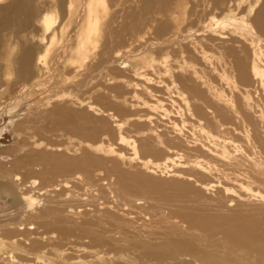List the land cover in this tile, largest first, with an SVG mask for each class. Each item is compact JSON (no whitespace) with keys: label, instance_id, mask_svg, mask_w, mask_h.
<instances>
[{"label":"bare ground","instance_id":"6f19581e","mask_svg":"<svg viewBox=\"0 0 264 264\" xmlns=\"http://www.w3.org/2000/svg\"><path fill=\"white\" fill-rule=\"evenodd\" d=\"M259 1L249 3L246 14L239 17L235 10L246 0H233L226 5L225 0H0V86L4 82L14 86L9 93L10 98L8 96L6 102H0V107L3 106L0 108L3 117L0 121V141H4L6 136L4 129L9 108L25 98L32 88L24 83L29 78L33 57L30 39L37 40L41 46L49 45L39 61L40 67L44 71L49 69L48 60L54 50L57 51L56 66L67 73L63 80L64 87L70 83L67 76L75 75L78 79L69 84V89L84 88L83 94L88 92L96 102L107 103L109 109L105 111L93 103L88 104L87 111L103 114L106 121H112L121 144L133 140L129 145L134 156H139L142 168L151 171L152 163L139 155L136 140L122 134L128 124L143 127L146 132L143 141H153V153L164 159L158 165V170H170L168 173L172 174L175 169L173 162L185 160V167L196 178L195 184L214 177V184L209 183L205 191H210L217 183L224 188L226 196L228 191H232L242 201V204L238 203V208H230L232 212L228 219L246 221L249 217L243 214L249 213L258 217L257 223L262 221L260 224H264L256 213L257 210L264 211V150L257 142V139L264 137V41L258 36L260 32L264 34V0L256 11L255 5ZM221 7H225L228 13L220 17L213 15ZM251 15L255 16L253 20L250 19ZM215 36H219L222 43H241L251 52L252 87L256 99L254 91L247 87L239 89V80L244 79L245 75L239 69L238 57L230 56L227 51L213 55L206 50L208 46L204 43L215 39ZM242 48L240 45L231 49L242 52ZM186 50L193 52V57L195 54L200 56L193 62L189 61ZM143 51L144 56L139 54ZM127 54L131 55L134 63L122 61L121 66H124L120 72L114 64ZM67 61L68 65L65 64ZM200 64L207 65L209 70L199 67ZM118 71L132 74L147 84L156 83L154 77L161 80L164 89L170 92V109H166L160 99L152 104L145 101H139L140 105L137 103L151 112L156 111L162 118L158 122H166V126H169L166 128L175 134L174 137L159 130L154 115L140 116L142 111L136 112L135 103L127 105V99L123 98L126 92L122 87L117 88L119 85L114 86L116 79L112 74H118ZM176 71L180 74L177 75ZM187 71L196 80L185 77ZM100 73L105 74L111 85L105 87L103 93L92 92L96 88L93 81ZM136 81L129 80L131 83ZM181 85L195 90L197 95L190 99L181 91ZM139 86L137 82L136 87ZM176 99L181 103L177 104ZM122 114L126 118L124 121L119 120ZM187 135L193 139L192 149L183 147L182 138ZM240 140L251 149V154L233 153L243 149ZM86 146L99 150L89 143ZM112 150L110 148L107 152L114 153ZM192 151L195 158L187 153ZM120 158L123 160L125 157ZM52 163L55 164L44 157L39 161L36 159L31 169L34 166L40 169L38 177L25 181L20 174L4 169L5 164L0 162V174L9 180V184H2V190L7 197L11 195V200L4 203V210L0 211V264H231L225 257L215 251L212 253L194 240V234L201 228L209 234L218 229L224 217L212 221L210 218L204 219L201 212L194 217V213L183 215L185 208L170 210L172 204H158L154 200L149 204L151 199L137 197L138 194L145 195V192H141L142 188L135 187L133 180L127 181L122 172L117 173L113 184L103 180V184L92 190L97 192L94 195L97 201L113 198L116 202H124V223L120 222V218L111 217L112 213L107 211V216L115 225L113 230L103 227L95 230L91 227L93 224L71 229L66 227L70 220L63 215V205L51 195L58 191L70 194L73 188H78L69 180L45 186L47 182L38 178L48 174L53 168ZM55 170L59 171V168ZM55 170L52 171L53 176ZM77 180H81V177L74 178L76 183ZM16 195L20 196L18 201ZM47 203L52 206L49 208ZM6 205L10 206L8 210ZM242 207L250 208L249 212ZM132 210L138 211V215H147L150 211V218L144 216L143 220H129ZM260 214L264 215L263 212ZM178 218L179 222L171 221ZM210 223H215L214 227L210 228ZM135 224L139 226L135 227ZM153 224L159 227L156 230L144 229ZM222 233L231 239L233 247L250 250L246 246L249 233L242 231L239 223L229 231L223 228ZM233 236L234 239L231 238ZM188 257L194 260L190 262Z\"/></svg>","mask_w":264,"mask_h":264},{"label":"rangeland","instance_id":"374dc122","mask_svg":"<svg viewBox=\"0 0 264 264\" xmlns=\"http://www.w3.org/2000/svg\"><path fill=\"white\" fill-rule=\"evenodd\" d=\"M225 1L226 5V3L229 4L233 0ZM262 2L263 0H260L255 5L256 11L259 10ZM249 3H254V0H246V2H243L240 5L241 7L235 10L236 14L239 17H242L244 14H246V7H248ZM224 8L225 7H221V9L216 10L213 15L215 14L219 17L224 16V14L228 13V11L224 10ZM250 17V19L253 20L255 16L251 15ZM262 33L263 32L258 33V36L264 41V34ZM37 34L38 32L35 33V35ZM218 37L219 36H215V39L204 43V45L208 46L206 50L213 55H219L220 51H227L230 56L232 55L238 57L239 69L242 70L241 72L245 75L244 79L239 80V89L243 90L244 87H247L252 92L254 91V99H256L255 97H257V95L255 94V90L252 87V72L250 68V58L252 56L251 52L247 51L248 49L246 50L245 46L241 43L239 44L238 42L232 41H228V43H222V41L218 39ZM31 40L32 39H30L31 43L29 44L32 48L33 57H31L30 61L29 78L27 79V81H25L26 83L24 84L31 86L32 88L30 89L28 95L25 96V98L20 99L19 103H15L14 105H12L9 108L10 111L7 112L8 122L6 123L4 129L6 136H4V141H0L2 142L0 144V155L2 156H0V162H3L5 164L4 169H11L14 172L13 174H20L22 177H24L25 181H28L33 177H38L37 173H39L40 169L37 166V168H35V166L33 167L34 170L31 169L32 164L35 163L36 159H38L39 161L40 158L44 157L50 162H55L54 165L53 163L51 164L53 168L48 171V174H45L38 179L45 180L47 182L45 186H47L48 183L50 185L67 180L73 181L75 183L74 186H77L78 189L73 188L72 193L70 194H62L58 191V193L55 192L51 195L52 198H54L55 200H59L63 205V215L70 220L66 227L71 229L74 226L86 224L90 226V224H93L91 225V227H93L95 230H99L101 227H103L104 229L108 228V230H113L115 228L112 219L110 218V216H107V211L112 213L111 217H113L114 219L120 218V222L124 223L122 219L124 218L123 213L125 214L126 211L125 207L122 204L123 201L116 202V200H114L113 198H104L101 201H97L96 199H94V195H96L97 192L93 191L98 188L97 185L103 184L104 181L106 183L113 184V182H115V180L117 179V173L122 172L127 181L133 180L135 187L138 186L139 188L143 189H141V192H145L144 196L140 194L136 195L137 197L151 199V201H149V204L153 203V200L154 202H158V204H172L173 206L172 208H170V210L185 208L182 214L185 215L186 213H194V217H198V214H200L201 212V214L204 215V219L210 218L213 219L212 221L217 220V218L221 219V217L225 218L223 224L217 227L218 229L210 233L212 235L207 233V231L203 230L202 228L200 230H198L197 228L198 232L194 234L196 235L194 240L197 244H201L205 248L207 247V249H209V251H212V253H214L215 251L216 254L225 257L229 262H231V264H264V224H260L262 223V221L259 220L258 221L260 223H257L256 220L258 217H256L255 214L252 216L249 213L243 214L249 217V220L247 219L246 221L235 222L228 219L230 218L232 212L230 211V208H238V203L242 204V201H239V199L235 195H233L232 191H228V196H226L227 194L224 188L217 185V183L214 187H212L210 191H205L206 186L209 183L214 184V180H216V178L209 177V179L201 180L199 185L195 184L196 178L194 177L193 172H190L185 167L187 163L185 160L177 159L173 162V166H175V169L172 174L168 173V171L170 170H158V165H161L164 159L161 156L158 157L157 154L153 153V141H143L146 137L144 136L146 132L143 127H131V125L128 124L129 126L126 125L123 128L124 130H122V134L125 135L126 138L131 137L134 139V141L136 140L140 149L139 155L141 157H145V161H147L148 163H152L150 166L152 168L151 171H146L145 168H142L141 162L138 159L139 156H134L132 146L129 145V142L133 140L130 139V141L127 140L129 142H127L126 144H121L118 137L119 135L117 134V129L114 127L112 121H106V117L103 114L98 115L90 111L89 113L87 111L88 104L91 103L96 105L98 109L105 111L109 109V107L106 106L107 103H104L102 101L96 102L95 100L91 99V97L89 96L90 93L88 92L83 94L85 92L84 88L81 89L79 87H71V89H69L71 86L69 84L78 79L77 77L75 78V75L67 76L70 83H68V85L64 87L63 80H65L64 78L66 77L67 73L57 68V51L55 50L51 58L48 60L49 69L45 70V72L40 67L39 61L46 54L49 45L44 44L41 46L36 42L37 40ZM240 45L241 47H243L242 52L240 49L239 51L238 49H236L235 52L232 51L231 48H237ZM228 48H230V50ZM192 53L193 52L186 50L187 60L193 62V60L197 59V56L200 55L195 54V57H193ZM139 54H143L144 56V51L139 52ZM122 61L127 62V64L134 63L131 55L129 56V54H127L122 57V59H120L117 64H114L115 67L121 70L124 66H121ZM65 64L68 65V61L65 62ZM199 67L205 69L207 68V70H209L207 65L203 66V64H200ZM84 70L85 69H83V72ZM122 71L123 70H121L120 72ZM120 72L118 71V74L117 72H114V74H112V77L116 79L114 86L119 85L117 88L122 87L124 92H126L125 94H123V98L127 99L125 100L128 103L127 105L130 106V103H135L137 105L136 112L142 111L141 113H139L140 116H146L147 114L154 115V122L158 123L157 125L159 126V130L166 135L174 137L175 134L170 133L169 129L166 128L169 127L168 125L166 126V122H158V119L162 118L158 116L156 111L151 112L144 106H139L141 104L139 103V101H145L146 103L152 104L155 103L157 99H160L166 109H168V107L169 109L171 108V105L168 101L170 92L164 89L165 85L161 83V80L154 77L156 83L147 84L145 80L139 79L137 77H135V79L134 76H131L132 74H121ZM206 73L207 71L205 70V75ZM176 74L179 75L180 72L176 71ZM50 75L51 77H49ZM59 76L61 77V79ZM100 76H98L93 81V84L96 85V88L92 92L102 91L103 93L105 87L111 85V82L109 83L104 73H100ZM185 77H190L188 79L191 81H193V79L195 78L194 76L192 77L191 74L188 73V71L185 72ZM129 80H131V82H135L136 80L137 81L136 83H131L129 82ZM137 82L140 85V88L136 87ZM40 86H42V88L44 89H42ZM49 87L50 89H48ZM191 88H193V85ZM57 89L60 90L56 91ZM65 89L68 91L66 92ZM256 89L259 92L261 91L260 88ZM13 90L14 86H12L11 83L9 85H6V82H4V84L0 86V102H6L8 96L10 98L9 93ZM44 91H47L46 94H44ZM69 91L71 93H75L76 91L77 92L75 94H71ZM116 91V93L118 94V89H116ZM149 91H152L153 93H149ZM181 91L184 92L190 99H193L194 96L197 95L195 94V90L187 89L184 85H181ZM58 93L60 95H58ZM44 95L47 97H44ZM86 97L88 98L86 99ZM79 98L82 100H80ZM176 100L177 104L181 103V100ZM137 102L139 103V105ZM123 103L124 101H122V104ZM0 108L2 109L3 106ZM58 112L60 114H58ZM1 114L2 113H0V115ZM89 114H92L90 115L91 117L89 116ZM133 114H135V112H133ZM2 118L3 117L1 115L0 121L2 120ZM119 120H126L125 115L122 114ZM182 141L183 147L185 149L193 148V139L189 135L182 138ZM257 142L264 150V137L257 139ZM87 143L94 145L97 147V149L101 150L99 151L89 149L86 146ZM239 144L243 149L240 152H233L234 154L244 155V152L247 154H251V149L245 144L243 140H240ZM109 147L111 148V150L113 149L112 152L114 151V153L107 152L108 149H110ZM142 152L144 154H142ZM187 153L188 155L192 156V158H195V152L193 153L192 151ZM121 156H124L125 158H123L122 160V158H120ZM198 156L203 157L201 155ZM56 168H59V171L55 170ZM53 169L56 171L55 176H53L52 173ZM77 176H80L81 180H77L76 183L74 181V178ZM2 177L5 176L3 174H0V211L4 210V208H2L3 204L8 203L7 201L11 200V195L7 197L6 194H4V190H2V184H9V180ZM5 180H7L6 183L4 182ZM85 185H91L92 188L91 186L86 187ZM200 192L204 196L201 195ZM19 199L20 196L16 195V201H18ZM47 206L50 208L52 204L47 203ZM9 207V205H6V210H8ZM242 208L245 212H249L250 208ZM261 212L264 213V211L262 210L256 211V213L259 214V217H261V219L264 221V215L260 214ZM132 213L133 214L132 216H130L129 220L135 219V222L137 220H140V218L143 220L145 218L144 216L149 217L148 215L150 211L146 213L147 215H144V213L138 215V211L136 210H132ZM106 219L108 222L106 221ZM171 221L179 222L180 219H174ZM97 223H100L98 227ZM237 223H239V225L242 227V231L249 233L248 238L250 239L246 242V246L250 249L249 251H247L246 249H237L236 247H233L231 239H229L227 234L222 233L223 228H228L229 231L231 230L232 226ZM214 225L215 223H210L209 227L212 228L214 227ZM134 226L137 227L139 225L135 224ZM157 227L159 226H155V224H153V226H145L144 229L156 230ZM162 227L166 226L162 225ZM191 238H193V236H191ZM231 238L234 239V236ZM71 240L74 241L73 238ZM228 241L230 243H228ZM189 258L192 259V257H188V259ZM193 260H190V262H192Z\"/></svg>","mask_w":264,"mask_h":264}]
</instances>
